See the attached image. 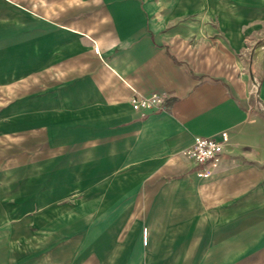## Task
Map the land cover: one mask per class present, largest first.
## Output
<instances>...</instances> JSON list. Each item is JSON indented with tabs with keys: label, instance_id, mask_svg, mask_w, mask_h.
Listing matches in <instances>:
<instances>
[{
	"label": "crops",
	"instance_id": "obj_1",
	"mask_svg": "<svg viewBox=\"0 0 264 264\" xmlns=\"http://www.w3.org/2000/svg\"><path fill=\"white\" fill-rule=\"evenodd\" d=\"M11 1L0 0V39L10 12L12 29L19 15ZM75 3L51 20L66 40L44 60L34 96L38 123L58 117L67 139L82 143V169L64 190L26 189L29 168H0V264H229L264 245V0L220 4L201 19L164 12L163 0ZM18 68L17 48L0 44V165L19 160L3 109ZM152 91L170 94L165 110L132 108L134 92ZM197 135L228 138L214 163L183 153ZM73 190L76 203L66 200ZM133 195L145 208L117 202ZM133 213L134 243L102 235L130 226ZM186 223L221 235L157 233Z\"/></svg>",
	"mask_w": 264,
	"mask_h": 264
},
{
	"label": "rangeland",
	"instance_id": "obj_2",
	"mask_svg": "<svg viewBox=\"0 0 264 264\" xmlns=\"http://www.w3.org/2000/svg\"><path fill=\"white\" fill-rule=\"evenodd\" d=\"M8 1L9 4L12 3L11 0ZM152 1L159 2L161 0ZM163 1L169 5H165L164 12H180L201 19L200 17L204 15L219 13V8H222L220 4L227 3L230 7L236 0ZM14 2L19 3V15L14 20V29H12L13 21L10 12L9 18L6 19L9 34L7 33L3 39H0L3 40L0 44L17 48L19 68L16 77L19 84L14 87L9 84L5 87L8 88V95L3 102V109L7 117L5 120L10 124L14 123V136L9 135L8 147H12L14 151L17 147L19 148V160L15 162L5 158L0 168L6 169L13 165H20L25 170L24 173L29 168L30 175L24 181L26 189H31L33 185L36 189H42L49 183L55 186L64 183L62 189L65 190L70 185H75L73 181L70 183L65 180L74 179L81 172L82 167L76 165L74 156L82 143L67 139V135L60 130L58 117L53 118V123L50 125L38 123L39 119L35 115L42 113L44 109L40 107L41 103L34 95L38 94L35 92V86L39 81H42L44 76V60L48 57L47 60L50 61L51 51L62 46L66 40L61 36L59 28H54L56 25L51 20L55 21L61 15L65 17L73 14L77 5L75 0H14ZM173 3L176 6L171 7ZM159 8V5L156 6V9ZM212 19L215 21V17ZM90 42L91 40L87 38L86 44ZM9 57L11 56L9 55ZM84 57L86 61V55ZM39 62L41 63L39 64ZM55 113L57 114V112ZM17 126H19L18 135L15 130ZM70 157L72 158L70 159ZM123 168L119 169L123 170ZM46 180H51V182ZM78 194L73 190L71 196L66 200L76 203L79 199ZM117 202L122 206L130 204L133 211L136 208H145L147 205L144 198L134 195L131 198L117 199ZM139 217L141 214L133 213L130 226L122 222L116 224L113 230H104L101 233L103 236L112 237L113 235L117 239H131L134 243L140 237V227L137 223ZM180 226L177 228L174 224L169 225L164 229H159L157 233L165 239H185L209 235L219 237L221 235L218 230L194 229L187 223ZM144 237L146 236L144 235ZM131 248L135 250L137 247L133 245ZM165 248L172 247L166 246ZM173 248L176 247L173 246ZM229 264H264V245L256 246L252 251L246 252L243 259L229 262Z\"/></svg>",
	"mask_w": 264,
	"mask_h": 264
},
{
	"label": "built area",
	"instance_id": "obj_3",
	"mask_svg": "<svg viewBox=\"0 0 264 264\" xmlns=\"http://www.w3.org/2000/svg\"><path fill=\"white\" fill-rule=\"evenodd\" d=\"M170 94L166 91H152L149 93L134 92L130 103L134 110L143 114L150 111L165 110L168 106ZM227 137L197 135L183 153L195 162L214 163L225 150Z\"/></svg>",
	"mask_w": 264,
	"mask_h": 264
}]
</instances>
